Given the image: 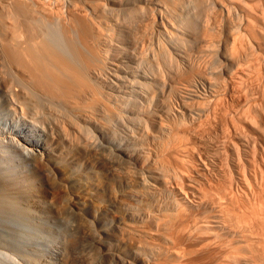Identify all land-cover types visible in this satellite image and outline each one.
Returning <instances> with one entry per match:
<instances>
[{"label":"bare ground","instance_id":"1","mask_svg":"<svg viewBox=\"0 0 264 264\" xmlns=\"http://www.w3.org/2000/svg\"><path fill=\"white\" fill-rule=\"evenodd\" d=\"M252 1L0 0V264H264Z\"/></svg>","mask_w":264,"mask_h":264},{"label":"rangeland","instance_id":"2","mask_svg":"<svg viewBox=\"0 0 264 264\" xmlns=\"http://www.w3.org/2000/svg\"><path fill=\"white\" fill-rule=\"evenodd\" d=\"M258 1H259V0H255V1H252V2H251V4H252V5L250 4L251 7H254V8H255V9H254V8H252V9H254V10L257 9L256 11H259V10H260V6L263 5V6L261 7V9L263 8V10H264V4H263L264 0H261V3H260V1H259V2H258ZM253 2H254V3H253ZM255 4H256V5H255ZM258 7H259V8H258ZM256 11H255V12H256ZM179 12H180V11H179ZM179 12H177L178 16H180L179 14H181V13H179ZM257 13H258V12H257ZM257 13H256V14H257ZM260 14H261V12L258 13V16H261ZM182 16H183V15H181V17H179V19L184 17V16H183V17H182ZM258 24H260V22H259ZM263 27H264V26H263ZM259 29H260V28H258V32L260 33V34L258 33L259 36H258L257 33H256V35H257L256 38H253V37H250V36L248 37V38H252L254 41H253L252 39L249 40L247 37H244V40L246 39L245 41L248 40V41H250V42L253 41L254 43H256V44H254V43L252 42L254 45H253L252 43H251V44L254 46V49H255V50H256V49H259L260 51L258 52V51L256 50L258 53L255 52L254 55H255V54H258L257 56H258V58H260L261 60H260V59H257V58H256L257 56H256L255 58H256L257 61L259 60V62H257V63L255 62V60H254L255 58H254V55H253V52L255 51L254 49H253L254 51H249V50L246 51L247 54H248V51H249V56L251 55L252 57H251V56H250V57H251L252 59L254 58L253 61L256 63V65H255V63L253 62L254 65H253V67H252V65H251L252 62H251V64H250V61H251L252 59H250V61H248V62H247V59H246L245 62H247V63L243 64V66H242L243 68H241V72H243V70H244V72H247L248 75L250 74V77H251V76H253V77H251L252 79L249 77V79H251V80L248 79L252 84H251L250 82H248V83H250V87H248L247 90H246V87H242V86H241V88H240V86H239V90H237V93H238V91H239L240 93H243V94H240V93H238V94H240V96H242V97L244 96L245 98L243 97V98H242L243 100L241 99V101H243V102H242L243 104H242L241 101H240V103L242 104V106H241V105H239V106H238V105H235V106H234L233 110H235V111H239V109H241V107H243V106H244V107L242 108V110H243V109H248V107H246V106H249V109H251L253 112H257V110H258V112H259V111L261 110V109L259 108V105H260V103H261V102H259V101H260L259 96L261 95L260 93L262 92V90L260 89V87H261L262 85L264 86V83H262V82H264V81H263V80H264V79H263V78H264V75H263L264 73L262 74V71L264 72V65H263L264 62H262V60L264 61V55H263V54H264V46H263V45H264V38H263L264 36L262 35V32H263L264 29H263V28H261V29H263V30H259ZM263 34H264V32H263ZM260 35L263 36V37H261ZM257 37H258V39H257ZM259 38H261V39H259ZM255 39H257V40H255ZM258 40H259V41H258ZM255 41H256V42H255ZM260 41H261V42L263 41V42L261 43L262 46H261L260 43H259ZM250 42H249V43H250ZM245 43L249 44L248 42H245ZM257 44H258V45H257ZM255 45H256V46H255ZM258 46H261L262 49H260L261 47L258 48ZM256 47H257V48H256ZM251 52H252V54H251ZM260 52H261L262 54H260ZM259 54H260V55H259ZM262 55H263V56H262ZM247 56H248V55H247ZM249 56H248V59L250 58ZM260 61H261V62H260ZM259 63H260V64H259ZM246 64H248V65H246ZM258 64H259V65H258ZM245 65L248 66V67L246 68ZM249 65H250V66H249ZM257 65H258V66H257ZM260 65H261V66H260ZM255 66H256V67H255ZM259 66H260V67H259ZM250 67H251V68H250ZM244 68H245V69H244ZM254 68H255L256 70H255ZM242 69H243V70H242ZM248 69H250V70H248ZM254 70H255V72H254ZM259 70H260V72H259ZM251 71H253L252 74H251ZM257 71H258V73H257ZM244 72L242 73V75L245 74ZM249 72H250V73H249ZM256 73H257V74H256ZM260 73H261V74H260ZM253 74L256 75L257 77L254 78V75H253ZM259 74H260V75H259ZM253 78H254V79H253ZM252 80H253V81H252ZM256 81H257L258 83H259V81H260V83H261L262 85H261V84L258 85V83H256ZM255 84L258 85V86L261 85L260 87L257 86L259 89L256 88V85H255ZM251 85H254L255 87L253 86V88H252ZM244 86H246V85H244ZM249 88H250V89H249ZM251 88H252V89H251ZM261 88H262V87H261ZM243 89H245L246 91L243 90ZM249 90H250V91H249ZM253 90L255 91V93H254ZM243 91H244V92H243ZM248 91H249L250 93H249ZM259 91H261V92L259 93ZM247 93H249V94H247ZM258 93H259V95H258ZM244 94H245V95H244ZM250 95H251V97H250ZM253 95H256V96H253ZM249 98H250V99H249ZM251 98H252V99H251ZM258 98H259V101H258ZM255 99H257V100H255ZM245 100H246L245 103L247 104L246 106H245V103H244ZM248 100H250L251 104L248 102ZM254 101H255V102H254ZM253 102H254L255 104H254ZM263 102H264V100H263ZM263 102L261 103V106H260V107H262V105L264 104ZM248 103H249V104H248ZM252 103H253L254 105H252ZM236 106H237V107H236ZM250 106L253 107V108H251ZM239 107H240V108H239ZM255 107H256V108H255ZM237 108H238V109H237ZM262 108H264V106H263ZM236 109H237V110H236ZM249 109H248V110H249ZM253 109H254V110H253ZM255 109H257V110L255 111ZM259 109H260V110H259ZM251 110H250V111H251ZM263 111H264V109H263ZM263 111L261 110L260 112H263ZM239 112H240V111H239ZM263 114H264V113H262V115H263ZM262 115H261V116H262ZM263 116H264V115H263ZM234 120H237V124H236V125H239V126L242 127V128H240V127L238 126L237 129L240 128V129H239L240 131L238 130L239 133L237 132V129H236V132L234 131V133H233V132L231 133V135H230V136H231V137H230L231 140H233V141H236V140H237L236 142H238L239 140H242V139H243V140H245V141L248 140L247 142H249V139H250V142L248 143V145L250 144L249 146H253V147H248V149H247L248 152L246 153V156H244V157L250 159V157L252 156V155H250V154H254V152H255V155H254V156H255V158L259 161L260 149L257 148V147H259V146L261 145L262 148L264 149V134L262 135V133H264V128L261 127V124H260V123H259V124H256V125H257V129H259V128L262 129V130L259 129V130H260V131H259V130H257L256 128H254V126H256V125H252V124H251V125H252V126H251V125L249 124L248 121L246 122V121H244L243 119H239V118H238V119L235 118ZM238 121H240V122H238ZM261 121H263V122H261V123H263V124H262V126H263V125H264V117H261ZM235 122H236V121H235ZM245 123H246V124H245ZM247 124H248L249 126H248ZM241 125H242V126H241ZM243 125H244V127H243ZM245 126H246V127H245ZM258 126H260V127L258 128ZM251 127H253L254 130H252ZM263 127H264V126H263ZM243 128L245 129V131H243ZM247 128H248V129H247ZM241 129H242V130H241ZM255 129H256V130H255ZM246 130H247V132H246ZM241 131L244 132V134L247 133V135H248V133H249V135H248V136L246 135V137H244V136H245V135H244L243 138H242V137H240V136H242V134H243ZM252 131H253V132H252ZM262 131H263V132H262ZM217 132L219 133V136H220V132H219V130H218ZM260 132H262V133L260 134ZM236 133H237V134H236ZM232 135H233V136H232ZM234 135H235V136H234ZM238 135H239V136H238ZM250 135L253 136V137H251ZM249 136H250V137H249ZM239 137H240V138H239ZM260 137H261V138H260ZM232 138H233V139H232ZM246 138H247V139H246ZM252 138H255V139H256V140H255L256 143H254V141H253L254 139H252ZM260 140H261V141H260ZM257 141H258V143H257ZM251 142H252L255 146H256V144H257V145L259 144V145L255 147ZM259 142H260V143H259ZM254 147H255V148H254ZM253 148H254V149H253ZM251 149H252V150H251ZM255 149H257V150H255ZM258 149H259V150H258ZM253 150H255V151H253ZM252 151H253V152H252ZM256 152H257V155H256ZM263 152H264V150H263ZM248 154H249V155H248ZM244 159H245V158H244Z\"/></svg>","mask_w":264,"mask_h":264}]
</instances>
